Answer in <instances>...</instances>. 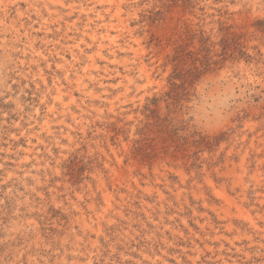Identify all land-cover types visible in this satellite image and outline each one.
I'll list each match as a JSON object with an SVG mask.
<instances>
[{
    "label": "rangeland",
    "instance_id": "rangeland-1",
    "mask_svg": "<svg viewBox=\"0 0 264 264\" xmlns=\"http://www.w3.org/2000/svg\"><path fill=\"white\" fill-rule=\"evenodd\" d=\"M0 264H264V0H0Z\"/></svg>",
    "mask_w": 264,
    "mask_h": 264
},
{
    "label": "bare ground",
    "instance_id": "bare-ground-1",
    "mask_svg": "<svg viewBox=\"0 0 264 264\" xmlns=\"http://www.w3.org/2000/svg\"><path fill=\"white\" fill-rule=\"evenodd\" d=\"M104 1H106L107 2V0H104ZM110 1H114V0H110ZM112 4V3H111ZM114 8V7H113ZM115 9H116V7H115ZM92 11V10H91ZM95 11V10H94ZM113 11V10H112ZM98 13V12H97ZM97 15V14H96ZM99 17V16H98ZM110 25L112 26L113 24L112 23H110ZM104 31H106V28H105V30ZM93 33V32H92ZM89 34V33H88ZM106 35H105V37L106 38H113V36H112V34H111V32H110V29L108 28V30H107V33H105ZM102 36V35H101ZM97 37V32L96 33H94L93 35H92V38L93 39H95ZM105 39V38H104ZM94 41V40H93ZM97 41V40H96ZM113 42H116V40H114ZM105 45V44H104ZM101 46H103V45H101ZM93 55V54H92ZM96 55V54H95ZM93 58V57H92ZM91 58V59H92ZM96 59V58H95ZM93 60V62H97L96 60ZM90 61V60H89ZM93 65H94V63H92ZM94 67V66H93ZM80 77V76H79ZM79 77H77L78 79H79ZM79 81V80H78ZM81 82V81H80ZM82 85V84H81ZM61 95H62V93H61ZM219 193V192H218ZM225 197H227V196H225Z\"/></svg>",
    "mask_w": 264,
    "mask_h": 264
}]
</instances>
